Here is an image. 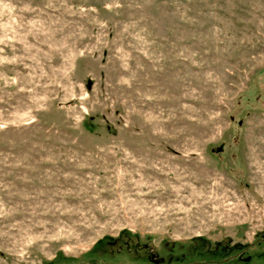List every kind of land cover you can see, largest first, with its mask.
Wrapping results in <instances>:
<instances>
[{
	"label": "rangeland",
	"instance_id": "374dc122",
	"mask_svg": "<svg viewBox=\"0 0 264 264\" xmlns=\"http://www.w3.org/2000/svg\"><path fill=\"white\" fill-rule=\"evenodd\" d=\"M0 264H264V0H0Z\"/></svg>",
	"mask_w": 264,
	"mask_h": 264
}]
</instances>
